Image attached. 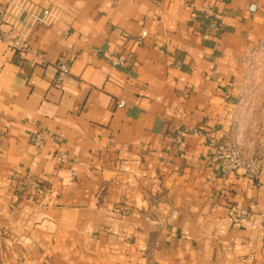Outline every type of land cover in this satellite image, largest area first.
<instances>
[{
	"label": "crops",
	"instance_id": "crops-1",
	"mask_svg": "<svg viewBox=\"0 0 264 264\" xmlns=\"http://www.w3.org/2000/svg\"><path fill=\"white\" fill-rule=\"evenodd\" d=\"M33 1L63 17L44 63L0 40V264H264V170L207 157L264 166V0Z\"/></svg>",
	"mask_w": 264,
	"mask_h": 264
},
{
	"label": "built area",
	"instance_id": "built-area-1",
	"mask_svg": "<svg viewBox=\"0 0 264 264\" xmlns=\"http://www.w3.org/2000/svg\"><path fill=\"white\" fill-rule=\"evenodd\" d=\"M255 6H253L254 8ZM63 12L59 7H42L33 0H0V28L6 27L8 30L0 29V40L9 44L21 54H32L41 59L44 63V54L37 50H32L28 41L34 29L38 26L50 27L61 21ZM204 17L209 20V28L221 31L223 24L219 20L218 11L208 6L204 9ZM71 65L69 62H60L57 65V81L63 83L70 74ZM119 105H124L123 102ZM176 140L181 143L182 136L191 134L202 135V131L196 128H182L175 131ZM45 137L38 133L34 142L42 145ZM59 157L62 162H67L70 158L68 153L61 152ZM207 157L211 164L217 165L222 173H236L252 179H260L264 166L261 158L257 155H248L236 144L226 143L223 147H216L209 144ZM40 188L39 184L35 185ZM244 218V217H243Z\"/></svg>",
	"mask_w": 264,
	"mask_h": 264
}]
</instances>
